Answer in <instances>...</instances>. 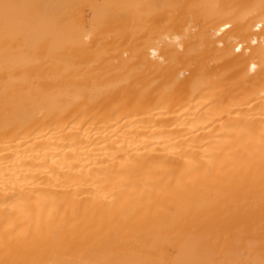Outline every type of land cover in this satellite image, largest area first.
Wrapping results in <instances>:
<instances>
[{"label":"bare ground","instance_id":"bare-ground-1","mask_svg":"<svg viewBox=\"0 0 264 264\" xmlns=\"http://www.w3.org/2000/svg\"><path fill=\"white\" fill-rule=\"evenodd\" d=\"M0 264H264V0H0Z\"/></svg>","mask_w":264,"mask_h":264}]
</instances>
